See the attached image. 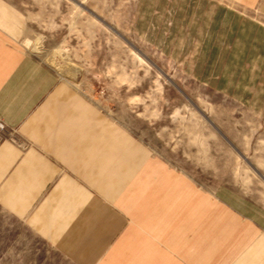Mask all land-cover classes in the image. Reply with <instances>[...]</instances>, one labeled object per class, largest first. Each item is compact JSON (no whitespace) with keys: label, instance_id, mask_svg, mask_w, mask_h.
Here are the masks:
<instances>
[{"label":"crops","instance_id":"1","mask_svg":"<svg viewBox=\"0 0 264 264\" xmlns=\"http://www.w3.org/2000/svg\"><path fill=\"white\" fill-rule=\"evenodd\" d=\"M188 1H141L146 27L194 46L208 25L200 60L217 65L203 74L264 123V0H218V20L196 25ZM22 32L0 0V121L14 132L0 141L1 216L70 264H264L263 211L150 154L28 53Z\"/></svg>","mask_w":264,"mask_h":264},{"label":"rangeland","instance_id":"2","mask_svg":"<svg viewBox=\"0 0 264 264\" xmlns=\"http://www.w3.org/2000/svg\"><path fill=\"white\" fill-rule=\"evenodd\" d=\"M1 1L22 18L26 51L150 154L199 189L229 186L264 212V123L239 104L243 98L218 90L217 76L203 74L202 67L216 73L217 65L200 60L208 25H200L205 36L194 38L198 45H188L184 31L178 44L167 37L161 44L153 21L146 27L143 0ZM187 5L190 24L218 20V0ZM0 264L70 263L0 215Z\"/></svg>","mask_w":264,"mask_h":264},{"label":"built area","instance_id":"3","mask_svg":"<svg viewBox=\"0 0 264 264\" xmlns=\"http://www.w3.org/2000/svg\"><path fill=\"white\" fill-rule=\"evenodd\" d=\"M13 131L8 130L3 122L0 121V141L3 138H10L13 136Z\"/></svg>","mask_w":264,"mask_h":264}]
</instances>
